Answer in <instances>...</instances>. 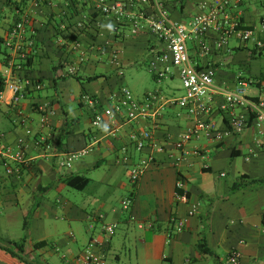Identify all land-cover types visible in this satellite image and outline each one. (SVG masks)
Segmentation results:
<instances>
[{
    "label": "crops",
    "instance_id": "obj_1",
    "mask_svg": "<svg viewBox=\"0 0 264 264\" xmlns=\"http://www.w3.org/2000/svg\"><path fill=\"white\" fill-rule=\"evenodd\" d=\"M206 1L168 0V10L173 20L190 28L194 17L206 12L207 7L202 6ZM229 2L230 13L241 18L245 26L252 27L262 38L260 19L264 5L261 1ZM96 5L95 0H51L49 5L35 8L32 0H0V76L6 83L10 78L29 77L43 86L42 90L23 98L16 107L9 104L11 95L5 88V98L0 100V147L12 146L18 138H23L27 143L25 155L29 159L27 165L11 176L0 163V264H39L43 261L45 264H79L78 256L94 240L98 243L94 251L103 253L107 264L115 231L108 236L102 227L111 224L116 228L124 224L126 229L143 230L135 251L136 264L157 261L227 264L232 249L241 253L239 264H264V185L253 184L232 191L233 182L221 179L226 177L229 165H232L235 178L240 175L255 178L257 172L264 175V136L257 133L253 124L242 133L221 141H216L212 134L201 133L198 139L185 145L188 154L176 163L177 153L171 143L195 126L193 116L184 107L168 104L155 119L127 123L119 118L106 130L94 127V108L83 104L79 98L82 94L91 96L100 111L116 104L114 96L124 86L119 84L123 77L118 76L113 64L115 54L122 67L146 59L147 72L156 84L179 80L176 71L158 79L148 70V63L164 51L162 42L148 33L130 35L127 23L117 24L112 17L101 14ZM25 15L26 36L33 37L37 49L31 66L14 67L11 77L5 76L9 65L17 60L3 41L17 18ZM218 37V32L209 29L203 42L212 44ZM76 38L85 53L82 63L78 61L79 52L72 50L70 45ZM231 39L236 41L232 47ZM188 47L193 62L214 68L215 83L221 91L243 88L248 96H258L257 82L264 77V56L256 58L252 49L234 37L227 40L222 50L204 57L199 56L194 40ZM244 52L250 53L252 63L263 65L262 68L249 65L248 78L233 70L234 63H239L240 67L247 63L246 57L239 55ZM71 66L77 67L75 75H67ZM97 75L100 78L85 80ZM73 80L78 82L75 87ZM241 82L246 86L242 87ZM250 88H256L257 94H250ZM179 89H182L181 82ZM149 94L157 99L150 101ZM134 97L150 102L155 109L177 95L170 85L152 91L143 89ZM223 101L222 95H215L211 112L203 117L213 120L221 130L228 127V115L219 109ZM42 105L53 111L45 127L40 124L41 112L37 109ZM16 110L21 111L23 123L16 116ZM111 129L115 130L113 135ZM146 130L166 146L164 151L156 152L147 143L141 151L135 150L130 134ZM41 136L51 143L52 154L35 144ZM124 146L130 154L128 162L121 160ZM84 149L87 152L76 158L70 168L60 166L68 153ZM195 149L199 150V155L193 154ZM150 155L154 159L133 185L130 165ZM240 157L243 162L237 165L234 160ZM70 176L87 178L88 183L82 190L72 188L66 183ZM178 182H182L181 189L177 187ZM68 189L81 194L74 195L71 202L62 195L65 191L69 193ZM129 197L132 204L127 210L122 209L123 212L119 209L120 203L122 208V201ZM193 205L197 210L188 217ZM59 215L67 223L64 228L58 222ZM178 220H186L184 228L167 242V232ZM21 227L29 230L27 237L20 234ZM23 238L26 244L20 260L4 248L6 242ZM202 240L211 254L202 253L199 248ZM38 242L47 245L33 249V244ZM112 254L114 261H118L119 254Z\"/></svg>",
    "mask_w": 264,
    "mask_h": 264
},
{
    "label": "built area",
    "instance_id": "obj_2",
    "mask_svg": "<svg viewBox=\"0 0 264 264\" xmlns=\"http://www.w3.org/2000/svg\"><path fill=\"white\" fill-rule=\"evenodd\" d=\"M95 1L97 3L96 7L101 14L112 17L117 24L127 23L130 35L148 33L165 45L164 51L154 56L148 63V70L158 79L169 77L176 71L181 87L184 90V95L165 100L161 106L154 109L150 102L137 100L128 88L122 87L117 95L114 96L117 100L116 104L111 109L100 111L95 109L98 104L97 101L85 94L80 97V101L94 108L92 120L94 127L106 130L111 122L114 123L119 118H123V121L127 123L137 119H155L161 116L165 105L168 104L184 107L193 116L195 126L184 131L176 141L171 143L177 153V157L175 156L176 163L183 160L188 154L185 150V145L192 139H198L201 133H205V135L212 134L216 141H221L228 136L242 133L253 124L257 133L260 136H264V82H257L259 85L257 97L248 96L243 88L221 91L215 83L214 68L210 65L199 66L190 57L188 43L193 40L199 50L200 57L207 56L212 51L222 50L227 45V40L232 37L242 44L252 41L258 47L262 46V43L256 40L254 32L242 28L239 18L230 13L229 0H207L202 4L203 8L207 7L206 12L194 17L190 28H186L180 22L172 19L167 6L168 0ZM50 3L51 0H32V6L35 8H41ZM16 26V29L12 31L10 38L5 43L9 51L14 54V60H17V63H11L6 70L5 76L9 77H11L14 67L17 69L22 67L19 61H24L30 52L24 43L23 23H18ZM64 27L63 25L62 29ZM209 29H213L219 34V37L212 44L203 42ZM262 29L264 30V24H262ZM28 44H31V42ZM70 45L72 50L79 52L78 61L82 63L85 53L81 42L76 38ZM113 64L116 70H120L122 67L116 54L113 56ZM76 72V66H71L68 69V74L70 75H75ZM7 80L9 81L5 82V89L11 95L8 101L13 107H16L23 100L28 91H38L42 88V84L34 82L29 77L16 78L14 80L10 78ZM240 85L244 87L246 83L241 82ZM4 92L5 90L0 92V100H4ZM218 94L224 98L223 104H221L219 109L228 115V127L225 130L219 129L213 120L210 121L203 118L211 112L213 97ZM149 99L153 101L157 97L154 94H149ZM38 110L42 112L40 124L45 127L53 111L49 110L47 105L39 106ZM16 116L20 118L22 123L25 121L20 110H16ZM114 132L115 130L111 129L110 133L112 135ZM130 140L134 142L136 151H141L146 143L156 152H162L166 148L165 145L155 140L151 131L147 130L141 131V133H131ZM35 144L42 147L45 153L52 154L53 147L44 136L36 140ZM26 149L27 143L23 138H18L12 146L0 147V163L8 175L18 173L20 165L28 164L29 159L25 155ZM121 151L122 162H128L130 154H128L127 147H122ZM86 152L87 150L84 149L79 152L68 153L65 160L60 163V166L70 168L73 161L83 156ZM193 154L199 155V150L195 149ZM153 159L154 157L150 155L130 165L129 176L132 184L139 181ZM177 187L181 189L183 187L182 182H178ZM131 203L130 199H124L122 208L127 210ZM196 210V205H193L188 212V217L193 216ZM185 221L178 220L173 222L170 231L167 232V242L171 241L173 235L183 230ZM102 229L106 235L111 236L116 229V225H103ZM96 246H98V243L94 240L85 247L82 254L77 258L79 264H106L104 254L94 251ZM240 259L241 253L237 249H232L227 257V264H239Z\"/></svg>",
    "mask_w": 264,
    "mask_h": 264
},
{
    "label": "rangeland",
    "instance_id": "obj_3",
    "mask_svg": "<svg viewBox=\"0 0 264 264\" xmlns=\"http://www.w3.org/2000/svg\"><path fill=\"white\" fill-rule=\"evenodd\" d=\"M261 4L264 5V0H260ZM260 4V5H261ZM261 5V6H262ZM259 7V6H258ZM255 8V7H253ZM236 44V41L234 39L230 40V46H234ZM246 44V47H248L249 49L254 48L253 43L252 42H248V43H244ZM243 44V45H244ZM189 45V43H188ZM232 55L235 56V53H233ZM240 57L244 58L246 57V61L247 63H245L243 65V67H240L239 63L235 64L234 63V73H239L240 75L248 78L249 73L247 71V69L249 70V65H251L252 67H257V65H259L260 68L263 67L262 63H252L251 62V57H250V53H242L239 54ZM254 56H256V58L260 57L258 56V53H256ZM262 56H264V52L262 54ZM259 59V58H258ZM147 60H140L137 63H127L124 65V67H121L120 70H117V74L118 76H122V80L119 83L121 86H124L126 88H128L131 93L134 96L139 95V93L143 90V89H147L149 91L154 90L155 88L157 89L158 87L161 88H168V86L170 87V85L174 88V92L175 95H177V97L183 96L184 95V90L183 89H179L180 86V81L175 79L173 81L170 82V80H164V82H162L161 84H156L154 82V80L152 79V77L150 76V74H148L147 72ZM104 63H106V58H104ZM77 81L73 80L72 84L73 87H75L77 85ZM168 85V86H167ZM250 94H257V89L256 88H250ZM72 107H76L74 104H72ZM69 107V108H72ZM235 159V158H234ZM241 162H243V158L240 157L238 159L234 160V163H236L237 165L240 164ZM73 164V163H72ZM239 167V166H237ZM68 169V168H66ZM234 169V166H233ZM256 177L255 178H264V175L262 173H255ZM235 173L233 174V170H232V165H229L227 167L226 170V177L225 178H221L223 181L225 182H234L236 180L235 178ZM94 178V176H91ZM67 193L66 191L62 194L65 198L69 199L72 202L73 196L74 195H80L81 192L72 190V189H68ZM50 194L52 195L53 193L50 192ZM53 196V195H52ZM87 210L90 211L89 207H86ZM119 209L121 211H123L121 208V203H120V207ZM125 212V211H123ZM62 218V219H61ZM59 224L64 228L66 227L67 223L65 222V220L63 219L62 215H59V217L57 218ZM61 220V221H60ZM23 227H21V229L19 230L20 234H22V236H28L29 234V230H23ZM126 229V226L124 224H119L117 225V228L115 230V234H114V238H113V246L111 247V253L108 257V263L107 264H136L134 261V257H135V251L136 248H138L139 246V240L141 238V232L143 230L138 231L137 229L133 228L132 230ZM112 253H116L119 254V260L118 261H114L113 258V254ZM39 264H45V262H39ZM140 264V263H139ZM154 264H168L166 262H155ZM213 264V263H212Z\"/></svg>",
    "mask_w": 264,
    "mask_h": 264
},
{
    "label": "trees",
    "instance_id": "obj_4",
    "mask_svg": "<svg viewBox=\"0 0 264 264\" xmlns=\"http://www.w3.org/2000/svg\"><path fill=\"white\" fill-rule=\"evenodd\" d=\"M167 6H168V1H167ZM18 13H20V12H18ZM239 20L242 23L241 27L243 26L242 28H246V29L252 30L254 32L256 40H258V41H260L262 43V46L258 47L256 45V43L254 42L253 43L254 48H253V52H252L253 56L256 53H258V56H261L263 54V52H264V36L262 38H260L257 35V32L252 27L244 26V24L242 22V19L239 18ZM26 22H27V15L23 16V18L18 17L16 22L9 29L6 39L3 41V45L5 46L6 40L8 38H10V34L17 27L16 25L18 23H23L24 43H25V46L30 50V52L27 54V57H26V59L24 61L23 60L19 61V64L22 67L31 66V61H32V58H33V55H34V51L37 49L36 41L33 39V37L32 36L31 37H27L26 36V30H25ZM260 22H261L260 23L261 24L260 25L261 26V30L260 31L264 35V30L262 29V24H264V14L261 17ZM29 42H31V44H28ZM247 42H250V41H247ZM247 42H245V43H247ZM5 48L8 49L6 46H5ZM237 50H240V49H237ZM4 56L6 58V55H4ZM67 75H70V74H67ZM98 78H100V76L97 75V76H93V77H86L85 80L93 81V80H96ZM33 80H34V82H39L40 83V81H37L35 79H33ZM259 82H264V77L261 78V80ZM257 85H258V83H257ZM4 88H5V80H4L3 77L0 76V92L3 91ZM42 89H43V86H42V88L40 90H42ZM40 90H38V91H40ZM33 92H34L33 90L32 91H28V93L25 94L24 98L29 96V95H31V93H33ZM83 95H85V94H82L81 96H83ZM79 100H80V98H79ZM38 108L39 107H37V109ZM96 109H98V108L96 107ZM41 115H42V112H41ZM232 156L235 157V155L233 153H232ZM24 166L25 165H20L19 168L21 169ZM12 175H14V174H12ZM66 183H67L68 186H70L72 188L82 190L86 186V184L88 183V179L87 178H83L81 176H70V177L67 178ZM137 183H135L133 185H136ZM253 184L264 185V178H251V177H249L247 175H240L232 183L231 190L232 191L238 190V189L245 188V187L253 185ZM125 199H130L132 201V198H130V197L129 198H125ZM25 244H26V239L25 238H23L21 241H8V242H6L7 247H5L4 249L7 250L12 256H15L16 258H19L20 260H22L23 259V253H24ZM46 245H47L46 242H38V243H34L32 247H33V249H38V248L44 247ZM199 248L202 250V253L211 254L210 250L205 247L204 240H202V243H200Z\"/></svg>",
    "mask_w": 264,
    "mask_h": 264
}]
</instances>
